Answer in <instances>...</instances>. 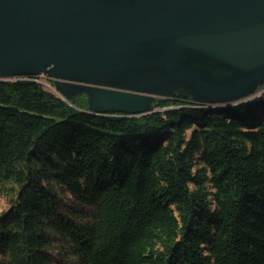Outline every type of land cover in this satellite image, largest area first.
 <instances>
[{"label":"trees","instance_id":"obj_1","mask_svg":"<svg viewBox=\"0 0 264 264\" xmlns=\"http://www.w3.org/2000/svg\"><path fill=\"white\" fill-rule=\"evenodd\" d=\"M36 79L0 83V264H54L56 237L76 264H264V93L127 118Z\"/></svg>","mask_w":264,"mask_h":264},{"label":"water","instance_id":"obj_2","mask_svg":"<svg viewBox=\"0 0 264 264\" xmlns=\"http://www.w3.org/2000/svg\"><path fill=\"white\" fill-rule=\"evenodd\" d=\"M45 77L96 115L264 93V0H0V83Z\"/></svg>","mask_w":264,"mask_h":264},{"label":"rangeland","instance_id":"obj_3","mask_svg":"<svg viewBox=\"0 0 264 264\" xmlns=\"http://www.w3.org/2000/svg\"><path fill=\"white\" fill-rule=\"evenodd\" d=\"M36 81L41 84V86L53 93L54 95L60 97L59 92L56 90L55 86L50 83L49 79H46L45 77H39L36 79ZM262 96L261 94H258L252 101H257ZM251 101V102H252ZM64 204L66 206L65 213H74L71 217L80 216L83 212L86 211L83 209V207L79 206L76 201H73L71 196L64 199ZM9 210V203L8 200L4 196H0V218ZM73 220V219H72ZM75 222L79 225H82L86 222V219L82 218H75ZM73 220V221H74ZM54 264H76V260L71 254V246L62 240L61 238H54L53 241V247L51 250Z\"/></svg>","mask_w":264,"mask_h":264}]
</instances>
